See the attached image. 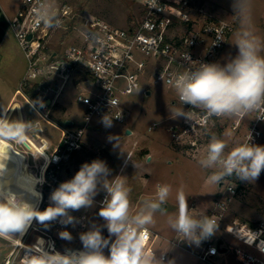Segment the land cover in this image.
I'll return each instance as SVG.
<instances>
[{"label": "built area", "instance_id": "2783aa9c", "mask_svg": "<svg viewBox=\"0 0 264 264\" xmlns=\"http://www.w3.org/2000/svg\"><path fill=\"white\" fill-rule=\"evenodd\" d=\"M141 2L143 18L128 27H120L101 17L82 13L72 4L61 0H23L16 14L8 19V29L15 35L27 60V70L20 82V89L25 92L27 89L35 90L36 98L30 97V102L44 116L50 117L51 109L66 84L76 74L84 75L78 83L81 90L77 96L87 108L83 120L66 127L58 148L49 155L47 162L36 167L37 188L41 193L40 206H50L51 193L65 182L62 174L66 171V164L82 149L95 116L110 114L115 121L124 123L130 111L122 101L123 95L140 90L143 80L173 88L168 81L185 71L187 65L183 58L187 54L195 61L216 62L235 28L232 22L213 12L204 0ZM40 12L52 17L53 27L46 26L39 19ZM61 29L69 32L73 41L65 39L59 50L51 49L49 44ZM218 38L223 41L215 44ZM88 82L93 85H83ZM184 106L187 117L182 124L169 127V131L177 143H186L190 149L199 151V138H208L211 127L226 116L208 117L202 109ZM232 116L235 117L232 122L234 131L246 128L242 143L249 142L251 135V142L258 145L263 134L264 107L243 117ZM157 126L158 123L154 122L149 131ZM187 137L195 138L186 140ZM202 151L207 154V148ZM220 189L219 195L212 201L209 214L219 225L225 220L238 187L232 181H222ZM104 198L105 194L99 200L100 205ZM77 217L79 228L85 231V214H78ZM65 227L57 219L50 222L51 231L44 233L30 246L15 242L13 251L3 264H12L19 247L25 248L21 256L23 262L26 250L41 240L47 251L55 249L63 254L82 250L59 248L54 232ZM225 230L264 255V226L253 227L247 222L235 221L226 224ZM159 237V234H152L149 230L145 240L147 248L152 250ZM226 248L227 251L230 249ZM191 251L204 264H230L228 260L218 259L222 254L218 243L203 240ZM235 257L239 264H264V259L249 249L236 250ZM163 258L166 261L168 255L163 254Z\"/></svg>", "mask_w": 264, "mask_h": 264}, {"label": "rangeland", "instance_id": "374dc122", "mask_svg": "<svg viewBox=\"0 0 264 264\" xmlns=\"http://www.w3.org/2000/svg\"><path fill=\"white\" fill-rule=\"evenodd\" d=\"M22 1L0 0L2 13L6 17H12L18 11ZM61 1L72 4L82 13L101 17L120 27L137 24L144 14L141 0ZM204 1L213 12L229 20L235 26L232 35L217 59V61L223 63L228 56L236 55L237 50L232 43L234 40L233 34L238 30L239 23L233 15L231 0ZM251 16L256 34L264 39V0H251ZM65 39L73 41L69 32H65L62 29L59 30L51 40L50 48L59 50ZM4 41L5 44L0 49V74L2 73L9 78L13 92L17 90L20 93L22 89H19L17 79L23 74L22 72H26L27 60L11 30L7 29L5 31ZM82 76L84 75L81 73V76L75 75L73 79L77 81ZM83 85L92 86L93 84L88 82ZM146 88L150 89L151 95L145 93ZM30 90H32L29 93L30 97L36 98L35 90ZM80 90V86H76L74 81L70 80L60 96V101L66 108V115L77 123L83 120L87 111L86 105L77 98ZM122 101L130 111L128 119L124 123H120L112 118L111 126H105L102 123L104 116H95L91 122V128L86 133L82 149L74 159L66 164V168H71V173L68 174L65 171L62 174L64 180L68 181L73 178L83 163L101 159L108 165L112 176H125L126 183L131 188L130 205L136 202V208L134 209L133 206L130 208V212L133 214L142 207L146 198L155 196L157 185H170L172 191L164 206L166 214L156 213L154 217L155 223L148 226L152 234L158 233L160 235L154 251H156L157 256L163 253L168 255L166 262L172 261L173 264H204L191 251L195 249V245H189L171 230L167 223L168 215H174L177 212L176 193L181 188L187 197L191 214H210L213 206L212 201L219 195L221 183L214 184L208 181V176L213 169H205L199 164V160L205 156V151L202 150L207 148L211 136L215 135L228 144V148L225 150L227 153L243 142L246 128L243 127L237 132L234 131L232 122L235 117L226 116L218 121L215 126L211 127L208 138H205L206 136L199 138L200 150H192L186 143H177L169 131V127L174 124H182L185 118L184 116L175 117L176 110L183 109L184 112L186 110V107L178 100L173 88L161 83L155 84L152 81L143 80L141 89L131 95H123ZM28 104L29 106L31 105L29 102ZM53 107L50 117L60 119L63 123L64 112H62L61 107L58 105ZM32 108L35 110L37 118L41 119V126L36 127L38 132L46 135L51 134L56 145L62 134L61 127L54 123L51 118L45 117L38 109ZM154 122H157L158 126L154 130L149 131V127ZM261 129L263 134L258 145H264V126ZM127 130H132L133 133L128 134ZM194 138L187 137L186 140ZM28 156L30 157V162H32L31 155L28 154ZM0 167H2V164H0ZM6 167L15 177H18L16 168L11 167L7 163ZM29 167H32L31 164L27 165L26 169ZM229 179L230 177H226L223 181H232L238 187V193L229 204L225 220L219 225L216 233L205 239L204 242L209 241L217 244L222 241V246L230 249L222 253L218 259L228 260L230 264H239L235 257L238 249H249L264 259V255L258 253L254 248L248 247L240 239L225 230L226 224L234 223L235 221L247 222L251 226H264V171L261 172L255 182L241 181L235 175L231 177L232 180L229 181ZM30 184L38 189L37 185L39 183L37 180ZM104 194L101 191L95 197L93 207L82 208L70 213L76 218L77 222L74 225L69 224L64 230L54 232L58 238L61 250L83 248L80 234L90 230L93 225L100 226L102 235L105 238L109 237L107 229L103 227L105 222L98 215L101 207L99 200ZM46 208L47 206L42 204L38 210L43 211ZM80 212H84L86 216L87 229L85 231L79 228L80 222L77 215ZM65 230L71 233L72 239L70 241L59 236V233ZM50 231V222H47V226H45L34 220L27 233L20 240V243L24 246H30L33 242L39 240L44 233ZM18 237L19 235L16 234L17 239L4 238L5 240L2 241L0 246V264H3L4 259L9 255L12 248L10 243L14 244V241L19 239ZM24 251V247L18 248L12 258V264H23L21 256ZM104 251L105 255H107L108 249Z\"/></svg>", "mask_w": 264, "mask_h": 264}, {"label": "clouds", "instance_id": "9594fccd", "mask_svg": "<svg viewBox=\"0 0 264 264\" xmlns=\"http://www.w3.org/2000/svg\"><path fill=\"white\" fill-rule=\"evenodd\" d=\"M231 8L239 23L232 43L236 55L228 56L223 63H205L192 60L187 54L183 58L187 65L185 71L168 81L182 105L202 109L208 117H243L264 107V39L254 30L251 0H231ZM38 15L46 26L53 27L48 13ZM220 41L223 40L218 38L215 44ZM180 116L187 117L183 109L175 112V117ZM112 118L110 114L105 115L102 123L111 126ZM33 131L35 125L32 121L0 115V141L24 144ZM251 140L250 135L249 142L240 143L226 153L228 144L212 135L207 154L199 160L203 168L213 169L208 181L219 184L226 177L235 175L241 181L255 182L264 171V145L253 144ZM9 149L12 148L0 146V151L6 153L0 159V173L5 170ZM101 191L105 198L98 215L105 222L103 227L109 233L108 238L102 235L100 226L93 225L80 234L82 250L63 254L55 249L45 250L41 240L26 250L23 264H173L172 261L166 262L162 254L157 256L156 251L148 249L145 244L148 226L155 223V214H166L164 206L171 194V186L157 185L155 196L146 198L133 214L130 212L131 188L125 176H112L108 165L101 159L83 163L73 178L62 182L51 193L52 203L43 211L0 185V238L22 236L34 220L45 226L57 219L65 226L74 225L77 221L70 215V210L93 207L95 197ZM176 202L177 212L168 215L167 223L181 240L199 246L216 233L219 224L215 219L207 214L190 213L182 188L176 193ZM59 236L69 241L72 239L67 230L61 231ZM105 249H108L107 255Z\"/></svg>", "mask_w": 264, "mask_h": 264}, {"label": "crops", "instance_id": "0c3cea01", "mask_svg": "<svg viewBox=\"0 0 264 264\" xmlns=\"http://www.w3.org/2000/svg\"><path fill=\"white\" fill-rule=\"evenodd\" d=\"M9 18H11V17H7V19H9ZM4 44H5V41H4V35H3L0 39V49L3 48ZM26 70H27V68H26ZM22 73L23 74H21L20 77H18L19 79H17L19 82L18 83L19 87H20V82L23 79L26 72L24 71ZM76 75L81 76L80 73L76 74ZM83 77L84 76L80 77L77 81L74 79H72V80L74 81V83L77 86L78 83L80 82V80L83 79ZM20 91H21L20 93L17 90L13 92L9 78L2 73L0 74V115H6L7 118H9V119H20L23 121H32V123L35 125V131H33L32 133L29 134V137L24 144L9 143L14 148V151L19 156L21 163H22V170L17 169L18 178L25 180V171H26L27 165L31 164L32 168H34L36 170L37 165H41V164L47 162L49 160V155L51 153H53L58 148V146L62 140L65 128L68 126H71L75 121L66 115V108H65L64 104L61 103L60 97H59V99L57 100L58 102H56L55 105L60 106L62 112H64L63 123L60 121V119H55V118L49 117L54 121V123L58 124L62 129V134L60 136V139H59L58 143H56V145H55L54 141H53V137L51 134L46 135V134H43L42 132H38V130H37L38 128H36V127L41 126V119L37 118V116L35 114V110H33V108H32L33 106L31 107L32 104L30 102V94L23 91V90H20ZM146 91L148 92V91H150V89L146 88ZM151 94H152V92H151ZM28 102L31 104L30 106H29ZM4 109L7 110L6 113H5ZM132 133H133V131H132ZM84 143H85V140H84ZM79 152H80V150L73 156L72 159H74L75 156ZM28 154L31 155L32 162H30V157L28 156ZM6 172H8L12 176H14L9 170H7ZM66 172L68 174H70L71 168L70 167L66 168ZM63 179H64V177H63ZM132 206L135 209L136 208V202L131 204L130 208H132ZM81 213L82 212H80L78 214H81ZM159 239H160V237L155 241V244L153 245L152 250H154V248L157 246L156 243ZM3 240H5V239L0 238V246L2 245ZM10 244L12 245V248L9 252V255L13 251L16 243L13 244L11 242ZM163 254H165V253H163Z\"/></svg>", "mask_w": 264, "mask_h": 264}, {"label": "bare ground", "instance_id": "6f19581e", "mask_svg": "<svg viewBox=\"0 0 264 264\" xmlns=\"http://www.w3.org/2000/svg\"><path fill=\"white\" fill-rule=\"evenodd\" d=\"M0 146L6 148V147H11L12 149H9V159L5 162L9 164L10 166L22 170V163L16 152L14 151V148L7 142L5 141H0ZM6 156V153L0 151V159H3ZM31 168V167H30ZM27 170V169H26ZM37 180L36 176L30 181H26V171H25V181L12 176L5 170L3 173H0V185L5 186L7 189H10L12 192L17 194L20 198L25 200L26 202L32 204L34 207L39 209L40 203H41V193L40 190L36 189L33 187L30 183ZM38 181V180H37ZM29 229V228H28ZM27 229V231H28ZM27 231L21 236L19 235V239L14 241L17 243H20V240L23 238V236L27 233Z\"/></svg>", "mask_w": 264, "mask_h": 264}, {"label": "water", "instance_id": "95a60500", "mask_svg": "<svg viewBox=\"0 0 264 264\" xmlns=\"http://www.w3.org/2000/svg\"><path fill=\"white\" fill-rule=\"evenodd\" d=\"M147 94L150 95L151 92L148 91ZM127 133L128 134H131L132 133V130H127ZM35 173H36V170L34 168H32V167L31 168H27V170H26V181L27 182H30L34 178ZM221 245H222V241H219L218 246L220 248V251L222 253L226 252L227 251V248L226 247H222Z\"/></svg>", "mask_w": 264, "mask_h": 264}, {"label": "trees", "instance_id": "16d2710c", "mask_svg": "<svg viewBox=\"0 0 264 264\" xmlns=\"http://www.w3.org/2000/svg\"><path fill=\"white\" fill-rule=\"evenodd\" d=\"M9 27V22L7 17L2 13V10L0 8V39L1 37L4 35L5 31L8 29ZM32 92V90H27V93ZM9 165V164H8ZM7 167H5V171H6ZM253 227H257L256 225H254Z\"/></svg>", "mask_w": 264, "mask_h": 264}]
</instances>
